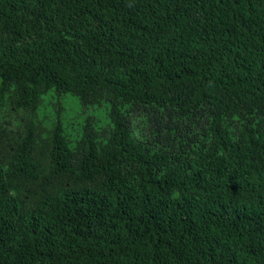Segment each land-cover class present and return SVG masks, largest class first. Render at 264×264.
I'll return each instance as SVG.
<instances>
[{
  "label": "trees",
  "instance_id": "16d2710c",
  "mask_svg": "<svg viewBox=\"0 0 264 264\" xmlns=\"http://www.w3.org/2000/svg\"><path fill=\"white\" fill-rule=\"evenodd\" d=\"M0 264H264V0H0Z\"/></svg>",
  "mask_w": 264,
  "mask_h": 264
}]
</instances>
